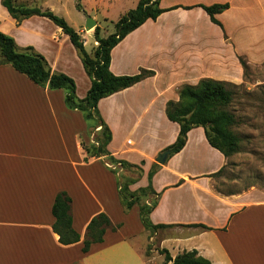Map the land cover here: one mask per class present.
Masks as SVG:
<instances>
[{
  "label": "crops",
  "instance_id": "crops-1",
  "mask_svg": "<svg viewBox=\"0 0 264 264\" xmlns=\"http://www.w3.org/2000/svg\"><path fill=\"white\" fill-rule=\"evenodd\" d=\"M225 2L229 6L214 14L220 24L201 6ZM159 7L167 10L146 19L110 51L113 74L141 69L152 74L101 98L97 107L111 132L109 153L141 168L131 190L146 186L151 165H158L149 219L167 226L146 229L138 203L123 209L117 171L102 156L85 158L82 143L93 142L98 128L88 134L82 112L66 106L63 89L39 86L0 63V264H171L159 249L171 257L196 250L211 264H264V189H217L216 173L228 157L208 143L203 127H192L183 147L164 163L155 160L178 134L165 107L178 99L182 85L202 78L238 84L240 57L249 65L264 62V0H159ZM45 19L32 15L16 23L0 3V31L19 46L32 45L51 71L72 77L81 98L90 78L60 27L38 32ZM98 26L101 35L108 34ZM59 191L71 198L72 227L80 235L70 244L60 243L52 229ZM99 212L119 226L82 252L86 226ZM135 233L143 235V246L127 252L121 243ZM95 254L100 256L90 259Z\"/></svg>",
  "mask_w": 264,
  "mask_h": 264
},
{
  "label": "trees",
  "instance_id": "trees-1",
  "mask_svg": "<svg viewBox=\"0 0 264 264\" xmlns=\"http://www.w3.org/2000/svg\"><path fill=\"white\" fill-rule=\"evenodd\" d=\"M0 3L16 23H20L32 15H38L49 19L60 27L62 32L68 35L71 44L76 49L83 68L90 78V86L83 97H78L72 77L63 72L51 71L46 58L32 45L19 46L12 36L2 31H0V63L10 64L16 71L26 75L39 86L63 89L66 106L82 112L88 134L99 127L97 131L93 132V142L82 143L86 153L85 158L87 156H102L105 162L118 163L123 170H129L131 167L139 170V175L136 177L128 174L116 177L118 196L123 209L129 210L133 204L138 203L140 220L146 229L152 231L167 226L166 224H153L149 219V213L156 204V195L158 194L151 187V178L158 165L156 163L151 165L147 173L148 183L146 186L131 190L129 186L139 178L141 168L139 165L117 159L109 153L107 144L111 139V132L97 107L101 98L127 88L152 74L151 70L146 69H141L134 74H113L109 70L110 51L128 32L148 18L155 19L167 8L159 7V0H138L133 8L125 11L113 22L112 32L101 35L100 28L96 25L93 32L96 45L87 51L80 33L50 8L16 4L15 0H0ZM201 6L213 22L220 24L214 18V14L223 11L229 4L225 2ZM76 7L80 8L79 2L76 3ZM240 62L244 71L248 64L242 57H240ZM225 84L224 81L202 78L194 85H182L178 90V99L166 102L165 114L170 121L178 124L179 130L176 139L164 150H169L170 155L179 151L185 144L187 132L195 126L203 127L208 143L217 148L224 156L237 150L238 137L229 130V126L235 122V118L225 108L232 100V91L227 89ZM114 171L116 170L113 169ZM147 196H150L149 200L145 201ZM70 209V196L65 191L57 192L51 208L54 216L52 229L57 233L58 241L62 244H70L80 239L79 233L72 227ZM118 226L119 224L112 223L104 212L94 215L86 226L82 240V252H87L92 243L103 241L107 229L115 230ZM202 226L205 227V225ZM159 252L164 255L165 263L171 261V264H211L209 260L199 256L196 250L182 251L174 257H171L166 249H159Z\"/></svg>",
  "mask_w": 264,
  "mask_h": 264
},
{
  "label": "rangeland",
  "instance_id": "rangeland-1",
  "mask_svg": "<svg viewBox=\"0 0 264 264\" xmlns=\"http://www.w3.org/2000/svg\"><path fill=\"white\" fill-rule=\"evenodd\" d=\"M15 1L16 4L50 8L80 33L84 45L91 50L93 45H96L93 35L95 26L85 30L86 17L91 16L96 21V25L99 22L110 33L113 31V22L126 8L134 6L137 0ZM77 2L80 3V8L76 7ZM45 20L47 22H40L41 25L38 27V32L41 34L49 33L55 26L50 20ZM225 86L232 91V100L225 108L235 118L229 130L238 137V141L237 150L227 156V163L217 174V189L225 192L236 191L246 189L250 185L264 189V62L257 65L248 64L243 71V82L226 83ZM116 171L118 175L128 174L133 177L139 175V170L132 167L129 170L117 168ZM134 212L136 213V210ZM143 239L142 234L135 233L121 244L129 252L130 247L136 250L143 246ZM99 256L100 254H95L90 259ZM99 261L91 260L90 264H99Z\"/></svg>",
  "mask_w": 264,
  "mask_h": 264
},
{
  "label": "water",
  "instance_id": "water-1",
  "mask_svg": "<svg viewBox=\"0 0 264 264\" xmlns=\"http://www.w3.org/2000/svg\"><path fill=\"white\" fill-rule=\"evenodd\" d=\"M96 21L91 17V16H87L84 22V29L88 30L94 26H96ZM169 155V150H163L160 153L157 154V156L155 157V160L158 163H164L166 161L167 156Z\"/></svg>",
  "mask_w": 264,
  "mask_h": 264
},
{
  "label": "built area",
  "instance_id": "built-area-1",
  "mask_svg": "<svg viewBox=\"0 0 264 264\" xmlns=\"http://www.w3.org/2000/svg\"><path fill=\"white\" fill-rule=\"evenodd\" d=\"M97 128H99V127H97ZM107 166H109L111 169H115L116 170L119 167V164L118 163H115V164L107 163Z\"/></svg>",
  "mask_w": 264,
  "mask_h": 264
}]
</instances>
